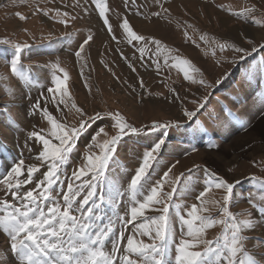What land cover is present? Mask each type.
Listing matches in <instances>:
<instances>
[{"label":"rangeland","instance_id":"374dc122","mask_svg":"<svg viewBox=\"0 0 264 264\" xmlns=\"http://www.w3.org/2000/svg\"><path fill=\"white\" fill-rule=\"evenodd\" d=\"M98 4L105 8L103 16ZM125 19L143 39L123 28ZM17 44L28 47L17 55ZM185 68L193 79L184 76ZM65 73L64 90L49 91ZM49 114L59 128H53ZM154 124L170 126L153 130ZM73 129L80 134L57 162L52 202L63 210L72 184L80 192L75 209L92 190L85 185L95 184L89 233L111 227L103 246L111 254L123 232L116 264H126L125 255L142 264L126 252L129 237L159 246L158 240L140 236L136 226L161 213L150 209L132 221L131 208L160 182L162 195L176 189L167 264H176L180 240L191 239L180 217L189 219L193 204L198 215L217 221L202 236L213 242L216 251L209 258L214 264H226L231 256L233 223L240 225L235 264H264V0H0V207L5 201L21 206L12 197L15 189L9 191L3 182L21 159L23 174L14 181L25 180L29 166L38 169L21 193L41 191L36 186L52 167L40 156L43 142L31 133L59 146L53 133ZM117 136L107 167L90 171L89 156L103 157L105 142L111 147ZM159 139L165 143L154 152L147 179L134 194L131 180ZM220 179L234 185L227 202L226 190L215 187ZM248 221L251 228L245 226ZM11 243L0 227V264H27ZM205 247L197 243L192 250Z\"/></svg>","mask_w":264,"mask_h":264},{"label":"snow or ice","instance_id":"6c2138e0","mask_svg":"<svg viewBox=\"0 0 264 264\" xmlns=\"http://www.w3.org/2000/svg\"><path fill=\"white\" fill-rule=\"evenodd\" d=\"M100 8V15L103 16L105 8L102 5H97ZM67 15V14H65ZM24 19L23 16L20 17ZM106 24L107 20L104 21ZM123 28L130 32L136 39H143L142 37H136L135 33L129 27L128 21L125 19L123 22ZM109 31L111 27L109 26ZM90 40L91 37H88ZM8 43V41H4ZM87 43V41H85ZM28 45H15L17 55L22 52ZM237 51H244L243 48H238ZM83 52V47L77 51L76 55L79 57ZM187 63V62H186ZM12 70H17L16 63H12ZM184 76L187 79H193L189 75V69H184ZM67 73L64 78L57 77L55 89H49L52 92H61L66 86ZM195 82V81H193ZM203 83V81H201ZM39 108V104L35 105ZM203 107V105H201ZM46 111V110H45ZM186 115L191 118L196 116L195 112H187ZM48 119L52 122L53 128H59L60 125L49 114ZM119 120V118H118ZM170 125L154 124L153 130L156 128L167 129ZM83 125L80 129L82 131ZM80 131L73 129L72 132L64 131L63 134H57L56 138L59 140V146L53 145L52 142L41 136L37 132H32L31 136L35 137L43 142L44 151L40 153V156L52 161V167L45 174L43 180L39 181L37 188L41 189L38 193L35 190H28L24 193L20 192V188L23 184L31 183L33 174L38 171L35 165L27 168V177L23 181H14L13 177H19L23 174L22 166L24 161L21 159L11 171L7 173L4 183H6L9 191H11L14 199L18 198L21 202L20 207H16L8 204L7 201L3 202V207H0V211L6 212L5 215H0V227L11 238V249L19 255L20 260L26 261L27 264H116L115 254L119 250L120 240L123 239V232L120 233V239L113 244L112 253L108 254L103 250L104 242L108 238L112 228L109 227L107 231L101 228L94 236L89 233L91 227L90 213L93 211L91 205L95 204L93 197L95 196V184L89 182L90 190L84 197L82 203L73 209L76 197L79 196V191H73L72 184L68 185V194L63 196L64 209L61 210L59 203H53L55 200L51 196V188L56 182L53 177L57 176L58 166L57 162H62L67 153L72 150L76 139L78 138ZM101 131H103L101 129ZM122 134L125 133L124 126L120 127ZM139 130L131 128V132L135 133ZM120 137H113L111 140V147H108L109 142H105L106 154L103 157H96L95 160L89 156V170L93 172H103L107 167L108 161L111 159V153L115 151ZM165 143L163 139H159L151 150L145 154L143 165L137 170L136 175L131 180V188L133 193L138 189L142 180L147 179L148 170L151 167V161L155 160L154 152L161 149V146ZM212 147V145H209ZM85 169H80V174H83ZM75 175V173H74ZM77 178H79L77 176ZM96 176H93V180ZM45 182L46 186H45ZM216 188L226 190L227 195L224 197L227 202L233 193L234 185L228 183L225 180H218L215 184ZM163 182H160L157 186H154L150 190V194L145 197L143 202H139L138 207L131 208V220L136 221L140 217H145L147 210L154 209L161 214L153 218H146L147 222L138 224L137 230L140 236H148L152 240H158L159 246L153 243H145L143 240H137L134 237L127 239L126 252L129 254H135L141 258L142 264H167L166 256L168 255L167 239L169 235L173 234V226L169 218L170 202L176 189L173 188L171 193L162 195ZM82 190V189H81ZM204 193H201L203 196ZM199 199V197H198ZM48 202L50 206L45 210L44 204ZM156 205H162L161 208H154ZM11 209V211H8ZM80 213V216L73 215L72 212ZM225 214L228 213V208L224 207ZM230 215V214H229ZM189 219H185L181 216L180 219L187 226V236L191 239H181L179 246L176 248L178 253L175 256L176 264H214L209 258L211 253L216 249L211 247L213 242L205 241L202 236L205 229L212 227L217 221L208 217L198 215V208L196 204L191 206V210L187 212ZM196 222H199L198 224ZM125 226L129 221H124ZM224 223V221H219ZM246 227L251 228L252 222H246ZM232 241H231V256L225 257L226 264H235L233 259L238 251V245L240 244V238L238 233L240 232V225L233 223ZM154 233V235H153ZM67 237V239H65ZM197 243H203L207 245L204 251L192 250L197 246ZM123 259L126 264H141V261L130 258V255H125ZM216 260H220V256L217 255Z\"/></svg>","mask_w":264,"mask_h":264},{"label":"bare ground","instance_id":"6f19581e","mask_svg":"<svg viewBox=\"0 0 264 264\" xmlns=\"http://www.w3.org/2000/svg\"><path fill=\"white\" fill-rule=\"evenodd\" d=\"M88 3V2H87Z\"/></svg>","mask_w":264,"mask_h":264}]
</instances>
